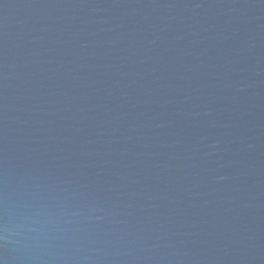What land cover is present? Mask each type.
<instances>
[{
	"label": "water",
	"instance_id": "1",
	"mask_svg": "<svg viewBox=\"0 0 264 264\" xmlns=\"http://www.w3.org/2000/svg\"><path fill=\"white\" fill-rule=\"evenodd\" d=\"M0 264H264V0H0Z\"/></svg>",
	"mask_w": 264,
	"mask_h": 264
}]
</instances>
